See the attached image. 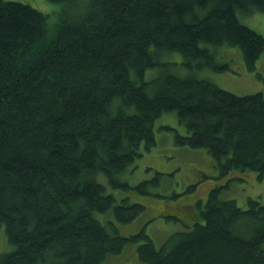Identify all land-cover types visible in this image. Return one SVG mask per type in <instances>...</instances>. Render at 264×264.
Listing matches in <instances>:
<instances>
[{
    "label": "trees",
    "instance_id": "1",
    "mask_svg": "<svg viewBox=\"0 0 264 264\" xmlns=\"http://www.w3.org/2000/svg\"><path fill=\"white\" fill-rule=\"evenodd\" d=\"M49 1L62 3L52 24L28 3L0 0V264H105L130 244L142 264H264V204L239 207L219 185L203 206L173 207L198 218L159 246L143 229L118 228L145 209L130 192L158 182L120 178L156 143L164 111L188 131L175 141L205 148L221 174L264 175L262 92L199 76L229 69L224 46L255 69L264 37L237 13L263 11L264 0ZM173 53L186 75L164 59Z\"/></svg>",
    "mask_w": 264,
    "mask_h": 264
},
{
    "label": "rangeland",
    "instance_id": "2",
    "mask_svg": "<svg viewBox=\"0 0 264 264\" xmlns=\"http://www.w3.org/2000/svg\"><path fill=\"white\" fill-rule=\"evenodd\" d=\"M17 1L28 3L46 13L48 24L55 22L57 12L62 7V3L49 0ZM237 16L242 23L264 37V10H255L251 14L238 12ZM218 57L221 62H228L229 69L218 72L212 69L201 70L199 76L208 77L219 87L238 95L261 91L264 96V53L256 60L254 70L247 69L242 53L237 47L224 46L218 51ZM164 59L175 63L179 74H187V71L180 67V54L173 53ZM157 69L148 72L147 76L155 75ZM154 131L156 143L149 149L142 146V155L128 167L120 179L130 185H136L142 180L158 176V182L148 184V194L136 190L130 192L129 201L142 202L145 209L131 222L118 223L120 233L126 235L143 229L159 246L173 231L184 228L181 220L191 224L198 218H188L180 214L179 216L178 210L173 207L191 208L195 200H200V205L203 206L209 190L217 185L222 186L221 197L233 199L239 207L246 208L249 198L264 204V175L258 177L257 172L253 170L245 171L241 179L235 178L232 172L221 174L205 148H191L175 141V132L182 135L188 132L179 122L175 110L164 111L158 116ZM191 184L195 185L193 189L186 190ZM118 193L119 196L124 194ZM193 206L198 213L196 202ZM175 213L180 220L167 218V215ZM5 245L6 240L2 235L0 246L4 248ZM133 245L126 246L121 254L109 258L105 264H142L136 257Z\"/></svg>",
    "mask_w": 264,
    "mask_h": 264
},
{
    "label": "bare ground",
    "instance_id": "3",
    "mask_svg": "<svg viewBox=\"0 0 264 264\" xmlns=\"http://www.w3.org/2000/svg\"><path fill=\"white\" fill-rule=\"evenodd\" d=\"M125 235V234H124ZM160 248V247H159Z\"/></svg>",
    "mask_w": 264,
    "mask_h": 264
}]
</instances>
